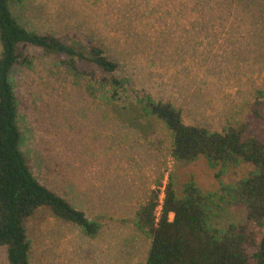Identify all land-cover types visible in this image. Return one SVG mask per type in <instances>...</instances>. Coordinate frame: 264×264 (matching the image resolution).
Masks as SVG:
<instances>
[{
    "label": "rangeland",
    "instance_id": "374dc122",
    "mask_svg": "<svg viewBox=\"0 0 264 264\" xmlns=\"http://www.w3.org/2000/svg\"><path fill=\"white\" fill-rule=\"evenodd\" d=\"M12 11L28 29L91 40L128 80L118 101L105 102L43 50L31 48V60L12 69L31 172L102 225L87 237L39 210L26 221L30 264L143 263L149 239L135 215L150 192L159 216L170 178L177 192L189 180L203 192L220 184L204 158H172L171 133L138 101L169 102L185 124L212 131L249 125L264 94V0H19ZM251 168L243 163L222 182ZM214 212L217 228L245 223V209L231 203ZM0 264H8L3 247Z\"/></svg>",
    "mask_w": 264,
    "mask_h": 264
},
{
    "label": "trees",
    "instance_id": "16d2710c",
    "mask_svg": "<svg viewBox=\"0 0 264 264\" xmlns=\"http://www.w3.org/2000/svg\"><path fill=\"white\" fill-rule=\"evenodd\" d=\"M17 2L0 0V247L5 248L8 264H30L26 221L39 210L78 227L87 237H95L102 225L31 172L20 148V102L12 69L31 60V48L43 50L76 82H84L90 97L105 102L118 101L128 80L118 75L117 62L91 40L23 26L12 11ZM260 98L253 105L249 125L223 131L187 125L180 109L150 95L138 101L144 115L158 119L171 133L172 158L185 163L204 158L209 168L218 169L215 178L220 184L219 193L203 192L189 180L177 192L170 178L159 216L157 193L151 191L135 215L136 228L149 239L140 264H264V128L251 127L264 125V94ZM243 163L252 166L244 177L222 182L229 170ZM220 203L244 208L245 223L215 227L212 219Z\"/></svg>",
    "mask_w": 264,
    "mask_h": 264
},
{
    "label": "built area",
    "instance_id": "2783aa9c",
    "mask_svg": "<svg viewBox=\"0 0 264 264\" xmlns=\"http://www.w3.org/2000/svg\"><path fill=\"white\" fill-rule=\"evenodd\" d=\"M161 203H162V201H161ZM160 207H161V204H160Z\"/></svg>",
    "mask_w": 264,
    "mask_h": 264
}]
</instances>
